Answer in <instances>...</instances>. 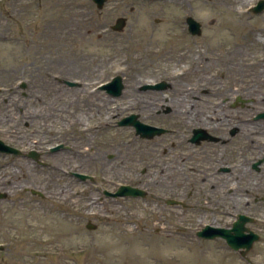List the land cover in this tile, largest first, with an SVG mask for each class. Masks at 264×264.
<instances>
[{"label": "rangeland", "instance_id": "rangeland-1", "mask_svg": "<svg viewBox=\"0 0 264 264\" xmlns=\"http://www.w3.org/2000/svg\"><path fill=\"white\" fill-rule=\"evenodd\" d=\"M213 1L193 9L207 28L203 44L183 30L168 1L121 0L119 12L109 5L100 14L90 0H0V140L22 152L0 153V264H248L223 240L196 233L230 228L247 215V203L264 202V139L252 147L242 133L264 126L255 120L264 112V83L246 77L240 63L241 55H262L247 40L264 29V12L249 10L259 0H224L242 7L241 17ZM119 17L127 25L115 34L110 26ZM114 76L125 91L112 100L95 87ZM161 82L169 87L142 89ZM174 91L178 104L170 103ZM190 112L222 118L209 133L225 144H190L192 131L205 127L186 128ZM129 115L169 132L141 139L117 125ZM85 146L90 151L80 156ZM31 151L40 152L36 161ZM256 163L259 172L251 169ZM153 165L168 170L163 182ZM172 168L180 170L173 180ZM80 172L95 184L81 185L72 176ZM120 185L147 196L104 195ZM88 221L96 228L86 229ZM263 238L248 254L253 264H264Z\"/></svg>", "mask_w": 264, "mask_h": 264}, {"label": "water", "instance_id": "water-1", "mask_svg": "<svg viewBox=\"0 0 264 264\" xmlns=\"http://www.w3.org/2000/svg\"><path fill=\"white\" fill-rule=\"evenodd\" d=\"M264 9V1L259 2L258 6L253 9L255 13H260ZM187 24L189 27V31L191 34H199V23H197L192 18L187 20ZM124 20L119 19L117 24L113 27L114 30L121 31L124 27ZM24 87V86H22ZM124 88L122 83V78L120 76L115 77L104 89L109 91L110 95L119 96ZM153 89H163L164 84H158L152 87ZM257 119H264V113L257 116ZM119 126H133L135 128L136 134L140 135L143 138H153L154 136L162 135L165 131L162 129H158L155 127H150L147 125H143L136 120V116H130L128 118L123 119L119 122ZM199 131H194V137L192 142L199 143L203 136L199 134ZM0 152L5 154H14L20 155V151L11 148L5 145L0 140ZM33 159H37V154L31 152L29 154ZM84 178V176H81ZM34 194L35 192L32 191ZM112 197H144L145 193L142 190L137 188H132L130 186H121L119 190L115 194H107ZM5 196L0 194V199H3ZM247 218L245 216H239L238 220L233 224L231 229L224 228H215L211 226H205L202 230L196 233L198 238L206 239V240H214L216 238H222L225 240L227 246L233 251H240V254L245 257L246 254L250 251L253 244L258 240V237L253 233L249 232V234H245L247 229L245 228V224L247 223ZM88 229H95V226L88 224ZM1 248V247H0Z\"/></svg>", "mask_w": 264, "mask_h": 264}, {"label": "flooded vegetation", "instance_id": "flooded-vegetation-1", "mask_svg": "<svg viewBox=\"0 0 264 264\" xmlns=\"http://www.w3.org/2000/svg\"><path fill=\"white\" fill-rule=\"evenodd\" d=\"M91 2H92V4L95 6V8H96V5L93 3V1L92 0H90ZM121 0H104V2H103V6H102V8L101 9H97L96 8V10L100 13V14H102L103 13V11L105 10V12H106V10L108 9V7H109V5H112V7L111 8H109L110 9V11L111 10H113V12H119V10L121 9V7H120V3H122V2H120ZM131 1H134V2H136V1H140V0H131ZM141 1H145V2H158V1H162V0H141ZM163 1H168V2H170V3H172L173 5H175L176 6V14H175V17H177V19H178V23H181L183 26L182 27H184L183 28V30L184 31H186L187 32V34L191 37V38H197V39H200V40H202L203 42V44H209V43H206L207 42V39L205 38V35H206V33H205V30L207 29L206 27H203L202 25H201V28H200V34L198 35V36H191L189 33H188V30H187V26H186V24H185V21H186V19L188 18V17H193V18H195L193 15V9H194V7H196V9H199V8H201V6H204L205 7V2H204V0H192V2H194L195 3V5L196 6H192V4H191V0H163ZM216 2H218V1H214V3H216ZM222 5V3H218V4H214V6L215 7H218V6H221ZM130 11L131 12H133V8H130ZM174 12V11H173ZM172 12V13H173ZM120 18V17H119ZM121 18H126V17H121ZM181 19H182V21H181ZM157 24H159V22H156ZM111 27V26H110ZM111 32L112 33H115V34H121L122 32H114V31H112L111 30ZM140 39V38H139ZM129 40H133V41H137V38H131V39H129ZM140 40H142V39H140ZM109 80L110 79H107L105 82H103L102 84H100V85H98V86H96L95 87V89L97 90H99L100 92H102L103 94H104V96L105 97H107V98H109V99H112V100H114V99H118V98H120L121 97V95H119L118 97H112V96H110L109 94H108V91L107 90H105V89H103L104 88V86H105V84L106 83H108L109 82ZM169 86H166V88H168ZM165 88V89H166ZM143 90H146V89H144V88H142ZM50 109H54V111H55V108H54V106H52V107H49ZM230 109L231 110H237V108H236V106H231L230 107ZM141 110V109H140ZM168 111H171L170 109H168ZM140 112V111H139ZM78 120V119H77ZM47 121H49V119L47 118ZM50 122H51V120H50ZM86 123V122H85ZM201 130H203L204 131V134H203V136L204 137H207L208 139H205L204 141H202V142H200L198 145H204V144H214V145H216V144H219V143H222V144H225V142H223V139L221 140V137H217V136H213V135H211L210 133H209V131L210 132H213V130L214 129H212L211 127L209 128V127H202L201 128ZM239 130H237V129H233V130H231L230 132H229V135L231 136V137H234L236 134H237V132H238ZM168 132H169V130H167V134H168ZM53 136L56 138V134H53ZM58 137V136H57ZM220 140H221V142H220ZM188 142L190 143V144H192L191 143V138L188 140ZM195 145V144H194ZM50 150V149H49ZM51 151V150H50ZM38 153H40V152H38ZM52 153V152H51ZM262 158V160H264V155L261 157ZM258 167V166H257ZM251 169L253 170V171H256V172H259V170H257L258 168H254V164L252 165V167H251ZM219 171V173H229V170L227 169V168H221L220 170H218ZM252 171V172H253ZM215 173H217V172H215ZM218 174V173H217ZM78 175H84V176H86V178L85 179H82V178H80V177H78ZM72 176H73V178H75V179H77L79 182H81L82 184L81 185H83V186H87V187H91L92 185H94L95 184V181H94V179H93V177L91 176V175H89V173L88 172H80V173H73L72 174ZM210 176V175H209ZM211 176H213L214 178H216L215 177V175L213 174V175H211ZM210 176V177H211ZM217 179V178H216ZM76 183V185H77V182H75ZM223 184V183H222ZM116 190H117V188H116ZM115 190V191H116ZM252 190H253V187L251 186V184L249 185V188H248V194H251L252 193ZM70 191H72V190H70ZM264 192V191H263ZM69 196V195H68ZM72 196H74V195H71V196H69V198L70 199H76V197H72ZM76 196V195H75ZM43 198V197H42ZM252 200V199H251ZM23 206H27V205H25V204H23ZM26 209V208H25ZM33 209H35V208H29V210H33ZM246 212H247V217L249 218V225H250V227H252L251 229H249L250 231H252L253 233H255V234H257L258 236H259V242L261 241V239H262V237L264 236V227H263V225L262 224H264V202L262 203V205H261V207H259V208H253V204H251V203H247V208H246ZM89 222V221H88ZM258 223H260V226H259V228L257 227V225H258ZM254 229H256L257 231H254ZM10 230H15V228H9V229H7V232H10ZM0 233H4L1 229H0ZM5 233H6V231H5ZM264 239V238H263ZM0 240H6V237L4 236V235H2V234H0ZM259 244V243H258ZM248 264H253V262L252 261H250V259L248 260Z\"/></svg>", "mask_w": 264, "mask_h": 264}, {"label": "bare ground", "instance_id": "bare-ground-1", "mask_svg": "<svg viewBox=\"0 0 264 264\" xmlns=\"http://www.w3.org/2000/svg\"><path fill=\"white\" fill-rule=\"evenodd\" d=\"M20 1H22V0H20ZM214 1H218V2L214 3ZM214 1H213L214 4L222 3L229 10L228 12L231 11L235 14L238 13V15L242 13L239 17H241L243 15V11H240L242 9V7L239 10L238 9L232 10V8H233L232 2L230 3V2L224 1V0H214ZM251 31H252L251 34L253 33V36L249 37V39L247 40L248 41L247 43L249 44V49L252 52H256L258 49H260V53L262 55L259 57L257 54L253 55V53H252V54H250V56L247 60L245 59L244 56L241 55L240 63H241V66L244 68V70L247 72L245 75L246 77H250V78H253L254 80L260 81V83H264V29L263 28L252 29ZM241 48H243V46H241ZM180 58H181V56H180ZM181 74H184V72H182ZM84 88H86V86H84ZM132 90H134V89H132ZM176 93H177V91L176 92L174 91L173 96L170 100L171 104H178L179 103V99H178V97H176ZM190 93L191 92L187 91L184 94V96L191 98L192 94H190ZM195 103H196L195 101L188 102V104H191V105L192 104L194 105ZM209 114L210 115L204 114V117H203V116H201L200 113L190 112V113L186 114L187 117L184 120V124L186 125V128H188V127L190 128L193 125H200L201 126L202 125L201 123H203L202 126L209 127V128L211 127L212 129L216 130L217 129L216 127L221 125L220 122H222L223 119L222 118L215 119L214 113H209ZM210 119H214V120H216V122H212ZM226 119H229V118L227 117ZM213 124H215L216 126H214ZM243 129H244V127L242 126L241 129H238V130L241 132ZM242 133L246 134L247 138L250 140L249 143L253 147V146L257 145L258 141H262L264 139V126L259 125V126H254V127H248L246 129H244ZM223 137H225V136H221V140ZM260 138H262V140H260ZM221 140H220V142H221ZM89 151H90V149L88 146L78 148V150H77V152L80 156H87V153ZM262 151H264V150H262ZM179 157H180L182 164H183L186 159L183 157V155H180ZM245 161H246V159H245ZM152 167L154 169H156V172H157L158 176L160 177V181L163 182L164 176L168 170L161 168L159 165H153ZM192 170L193 169H188V171H192ZM179 171L180 170L178 168H172V170H169V174H171L172 172L174 174H171L170 177L172 178V177H176V176L180 175ZM170 177H168V179H170ZM173 179L174 178H172V180ZM189 187H192V185H189ZM67 194L68 195H74L76 193H74L73 191H69ZM206 206H207V208H210V209L215 208V210H216V207H218L217 205H214V207H211L212 205H206Z\"/></svg>", "mask_w": 264, "mask_h": 264}]
</instances>
